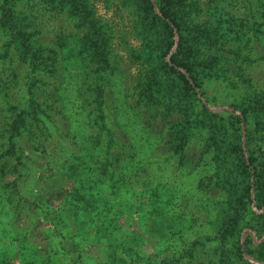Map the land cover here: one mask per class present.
Wrapping results in <instances>:
<instances>
[{
  "label": "rangeland",
  "instance_id": "374dc122",
  "mask_svg": "<svg viewBox=\"0 0 264 264\" xmlns=\"http://www.w3.org/2000/svg\"><path fill=\"white\" fill-rule=\"evenodd\" d=\"M134 3L0 0V264H240L233 236L248 231L222 221L236 190L225 149L187 114L207 98L215 113L259 111L264 0H186L199 101L156 67ZM188 136L180 165L172 140ZM94 142L118 157L108 176L82 163ZM97 193L113 205L100 216Z\"/></svg>",
  "mask_w": 264,
  "mask_h": 264
},
{
  "label": "trees",
  "instance_id": "16d2710c",
  "mask_svg": "<svg viewBox=\"0 0 264 264\" xmlns=\"http://www.w3.org/2000/svg\"><path fill=\"white\" fill-rule=\"evenodd\" d=\"M132 4L134 12L142 16L143 20L148 23L149 29L154 35V41L148 44L149 53H156L158 62L156 67L162 70H167L169 76L172 74V80L178 85H182L184 89H180L186 93L190 99L200 100V87L197 83V72L194 61L190 54V46L187 36L185 35V27L188 23L187 3L186 0H154L153 6L151 0H134ZM175 39L178 40V46L169 62L162 58L163 50L171 46ZM165 82V80H164ZM160 78L156 79L154 87L156 92L162 94V100H167L164 92L163 83ZM161 85V87L159 86ZM193 85L195 87H193ZM145 93H150L149 89H145ZM215 100L205 99L204 104L201 103V112H193L187 114L193 125L197 128L206 129L205 134H208L210 143L213 146L223 147L226 152L228 164L226 169L230 170L227 173L226 180L234 176L236 182V190L233 199V206L227 208L223 213V225L226 230H234L242 225V229H247L244 239L241 241L240 232L233 236L234 243L232 245V253L236 260H240V264H253L248 259H252L257 263L264 264V241L260 242L264 236V102L259 107V111H247L243 107L228 105L227 109L215 113L211 110ZM239 111V114H235ZM260 117V118H259ZM187 137L180 140L174 137L172 142L174 147L180 146L178 153L179 161L182 164L184 160V150L189 146L192 139ZM97 141V140H96ZM92 150L97 153L89 154L86 160H83L86 166L101 167L102 175L108 176L113 172L116 160L115 152L106 153V157L101 155V149L98 142L91 144ZM183 151V152H180ZM94 186L97 188L96 184ZM112 194L119 193L120 186H110ZM79 198L78 204L88 203L85 198L86 194L75 190ZM84 194V195H83ZM121 195V193H120ZM94 206L89 204L91 210H94V215H101L104 211L110 210L113 205L110 204L102 195L96 194L93 200ZM76 207V206H75ZM249 207L255 208L258 213L251 211ZM82 208V207H81ZM248 212L252 215L245 220ZM107 219L110 215L103 214L100 228L107 227ZM223 229V230H224ZM157 234L162 236L160 232ZM253 235L256 236V242L253 241ZM243 243V246H242Z\"/></svg>",
  "mask_w": 264,
  "mask_h": 264
}]
</instances>
